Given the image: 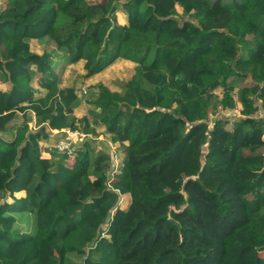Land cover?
Instances as JSON below:
<instances>
[{
	"label": "trees",
	"instance_id": "trees-1",
	"mask_svg": "<svg viewBox=\"0 0 264 264\" xmlns=\"http://www.w3.org/2000/svg\"><path fill=\"white\" fill-rule=\"evenodd\" d=\"M55 53L86 77L118 59L133 72L76 117ZM0 82V264H264V0H5ZM237 102L230 128L206 121ZM92 125L123 145L111 180L86 141L42 156L51 130Z\"/></svg>",
	"mask_w": 264,
	"mask_h": 264
},
{
	"label": "rangeland",
	"instance_id": "rangeland-1",
	"mask_svg": "<svg viewBox=\"0 0 264 264\" xmlns=\"http://www.w3.org/2000/svg\"><path fill=\"white\" fill-rule=\"evenodd\" d=\"M90 3H96L101 0H88ZM5 5V0H0V8H3ZM180 11V8H178ZM180 13V12H179ZM118 23H121L123 19V12L119 11L116 13ZM29 49L37 54H41L45 50H52L53 44L47 43L45 41L30 40ZM60 53L53 54L54 67L59 72L61 80L60 86L64 85H74L76 93L80 98L79 105L74 109L73 114L76 117H82L84 115H89L88 111L91 109L89 101L96 93V85L102 84L106 86L111 91H117L120 89L119 83L127 80L133 72L134 63L129 60L118 59L111 65L104 68L102 71L92 75L85 76V70L83 68V60H79L75 63L66 64L60 57ZM33 80V85L36 86V83ZM247 83V82H246ZM245 84V82L243 83ZM3 88V85H0ZM238 86H242L240 83ZM84 90V91H83ZM216 93L221 95V90L216 89ZM240 105L236 104L235 108L232 109H221L220 107L209 112L206 121L209 125L212 123V120L215 117H222L228 120L227 128H230L233 121H235L239 114ZM256 116L264 118V111L260 109ZM20 114L15 118V122H21ZM95 129V133L87 134L83 136L81 140L79 137L75 140V147L82 145L83 141H86L94 150L105 151L109 153L111 157V167L114 169L115 173L120 170L122 163V157L124 154L123 145L118 143H113L109 140V137L104 133V127L100 125H92ZM83 133L81 130L79 131ZM7 135V134H6ZM61 135H54L49 141L46 142L42 148L43 150H48L52 144L59 138ZM51 150V149H50ZM47 154V153H46ZM2 200L10 201L9 197H0V202ZM129 203V195H120L117 206L119 208H126ZM31 219L27 215L18 219L15 223L17 229H27L29 228ZM104 227V226H102ZM260 255H264V252H260Z\"/></svg>",
	"mask_w": 264,
	"mask_h": 264
},
{
	"label": "built area",
	"instance_id": "built-area-1",
	"mask_svg": "<svg viewBox=\"0 0 264 264\" xmlns=\"http://www.w3.org/2000/svg\"><path fill=\"white\" fill-rule=\"evenodd\" d=\"M84 91V90H83ZM65 137L59 139L57 142H55L51 148H53L56 151L63 152V151H72L75 148V140L79 137V140L82 139L83 136H86L87 134L81 133L77 130L70 131V130H64ZM115 171L112 168L110 172V180L112 179ZM110 180L107 182V185H109Z\"/></svg>",
	"mask_w": 264,
	"mask_h": 264
},
{
	"label": "crops",
	"instance_id": "crops-1",
	"mask_svg": "<svg viewBox=\"0 0 264 264\" xmlns=\"http://www.w3.org/2000/svg\"><path fill=\"white\" fill-rule=\"evenodd\" d=\"M97 3V2H96ZM178 8H180L179 6H177L176 7V9H177V11L178 12H181V8H180V11H179V9ZM119 11H121V12H123L121 9H119L118 11H117V13L119 12ZM126 23V14L123 12V19H122V21H121V23L120 24H125ZM35 82V81H34ZM36 83V82H35ZM0 85H3V88L0 86V89L1 90H6L7 88H8V84L7 83H3V82H0ZM33 85V84H32ZM34 86V85H33ZM59 86H60V84H59ZM64 86H70V85H64ZM64 86H60V87H64ZM42 93H44V91L43 90H41V92H40V94H42ZM239 104V103H238ZM240 105V104H239ZM240 108H241V106H240ZM240 110V109H239ZM32 123H30L29 125H31ZM52 132H51V138L54 136V135H59V131L58 130H51ZM63 132H64V130H62ZM11 132H10V130L8 131V133H7V135H4V137L6 136H9V135H11L10 134ZM50 138V139H51ZM263 139H264V135H263ZM46 142L47 141H45V142H42L41 143V146H44V145H46ZM56 142V141H55ZM54 142V143H55ZM53 143V144H54ZM52 144V145H53ZM47 146V145H46ZM52 147V146H51ZM50 149V147L48 148V150ZM48 150H42V156H44V157H49V152H48ZM47 153V154H46ZM16 197H20V196H23L24 195V191H20V192H17V193H15L14 194ZM121 195H128V194H121ZM129 200H130V196H129Z\"/></svg>",
	"mask_w": 264,
	"mask_h": 264
}]
</instances>
